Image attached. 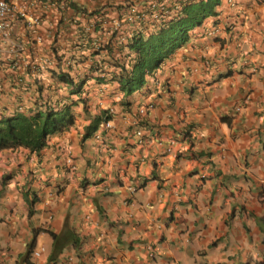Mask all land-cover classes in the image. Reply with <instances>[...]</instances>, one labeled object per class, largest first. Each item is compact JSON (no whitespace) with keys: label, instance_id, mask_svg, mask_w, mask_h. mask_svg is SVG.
<instances>
[{"label":"crops","instance_id":"1","mask_svg":"<svg viewBox=\"0 0 264 264\" xmlns=\"http://www.w3.org/2000/svg\"><path fill=\"white\" fill-rule=\"evenodd\" d=\"M31 1L25 19L39 23L16 20L8 40L24 46L18 75L46 85L42 99L68 105L73 122L36 152L0 151V264H264V0H221L156 70V84L126 96L88 65L112 32L146 27L147 10L165 0ZM51 73L81 82L80 93ZM0 75V112L41 100ZM103 109L110 126L83 139Z\"/></svg>","mask_w":264,"mask_h":264},{"label":"trees","instance_id":"2","mask_svg":"<svg viewBox=\"0 0 264 264\" xmlns=\"http://www.w3.org/2000/svg\"><path fill=\"white\" fill-rule=\"evenodd\" d=\"M169 3L168 0L163 1V4L159 3L158 12L147 10L146 27L139 26L143 20L138 15L131 24L135 22L139 27L130 28V31L122 34L112 32L109 40L98 46V51H95L94 54L99 58L97 61L92 59L89 63V76L99 78L106 74L100 77L103 79L110 76L109 79L118 83V89L125 96L139 90L147 83L146 73L156 72L165 60L189 41L193 28L199 26L205 18L217 15L221 0H174V4L167 6ZM108 69L111 71H107ZM49 77L69 87L71 93H80L82 83L74 82L67 74L59 73V76H54L51 73ZM45 86L35 87L34 95H39L42 100L33 101V108H38L37 110L32 108L33 110L16 112L11 116L0 112V151L21 147L29 152H36L45 146L49 135L72 124L73 115L68 105L61 104L63 106L54 109L50 107L48 98L42 99V89ZM110 118L111 114L107 109L91 116L84 126L82 138L89 137L98 126H102V123ZM30 213L31 209L28 208L27 214ZM56 237L58 238L52 235L54 244L51 254L47 257L49 260H53L58 252ZM32 243L33 241L28 245L26 254L30 252ZM26 264L33 263L26 261Z\"/></svg>","mask_w":264,"mask_h":264},{"label":"built area","instance_id":"3","mask_svg":"<svg viewBox=\"0 0 264 264\" xmlns=\"http://www.w3.org/2000/svg\"><path fill=\"white\" fill-rule=\"evenodd\" d=\"M32 3L31 0H0V44L1 43H5L8 45L9 47V55H10V61L7 63V65H5V67H1L0 68V72H5L6 70L12 74V83L10 85V88L13 89L14 91H16L18 94H24L25 92L28 93V91H31L30 93H28V95H25L24 97H30L29 95H32L35 91V89L32 87V85H29V83L24 84V78L22 76H24V74L18 75L20 68L24 67V62H23V58L21 57V54L24 50V46L23 44L17 40V41H13L12 43H10L8 40H10V35H11V30H12V25L13 22H15L16 20H22L23 25L28 28V29H32L35 25H37L39 23V19L37 18H30V19H25V10L28 6H30ZM36 41H39V36H35ZM1 47H0V55H1ZM1 59V57H0ZM58 63H56V67L59 65V62L63 63L64 66L68 67L69 66V61L67 60H57ZM1 61H0V66H1ZM23 64V67H22ZM59 70V69H57ZM26 70L25 68H23L22 73H24ZM33 72H35L34 70H31ZM50 76V75H49ZM146 81L147 83L151 84V85H155L156 84V80L155 78H153V74L150 73H146ZM2 77V75H0V78ZM36 76L33 77V79H35ZM40 78V77H38ZM42 79V78H41ZM49 81H51L49 79ZM151 81V82H149ZM75 82V81H74ZM2 93V86L0 85V94ZM30 100V107L29 106H24L25 103L23 102V99L21 100V98H18L17 100V104H14V108L9 111L8 113H6L7 115L11 116L13 113L19 112V113H23V112H27L28 109L31 110L34 106V103L32 101H34L32 99V97L29 98ZM50 102V107L56 109L58 107L57 104L53 103V100H48ZM153 105L152 103L146 102L143 106H140L138 108V112L141 115L142 113H144L147 108H151ZM34 110H36L35 108H33ZM32 109V110H33ZM109 113V112H108ZM110 114V113H109ZM110 126L109 124V120L108 121H104L102 123V128H108ZM42 250V248H39L38 251H34L33 254L36 256L38 255V253Z\"/></svg>","mask_w":264,"mask_h":264},{"label":"rangeland","instance_id":"4","mask_svg":"<svg viewBox=\"0 0 264 264\" xmlns=\"http://www.w3.org/2000/svg\"><path fill=\"white\" fill-rule=\"evenodd\" d=\"M152 74H153L152 77L156 79V76H155L156 73L153 72ZM156 82H157V81H156ZM118 90H119V89H118ZM146 90H147V89H146ZM119 91H120V90H119ZM136 91H138V89L135 90V92H136ZM145 93H146V91H145ZM123 95H124V94H123ZM150 99H151V98H149L148 100H146V102L152 103ZM152 104H153V103H152ZM0 182H1V181H0ZM24 191H25V194H24L25 196H24V197H26V195H28V196H29V200H28V199H27V200H28V202L30 203V202L33 200L32 192H30V190H28L27 188H26V190H24ZM20 198L22 199V201L24 200L23 197L20 196ZM26 198H27V197H26ZM30 209H31V208H30ZM27 211H28V209H27ZM40 217H41V216H40ZM41 218H42V217H41ZM43 220H44V219L42 218V221H43ZM29 222H30V225H33L31 220H29ZM27 223H28V222H27ZM39 243H40L39 240H37L36 245H38ZM26 250H27V249H26ZM25 253H26V251H25Z\"/></svg>","mask_w":264,"mask_h":264}]
</instances>
